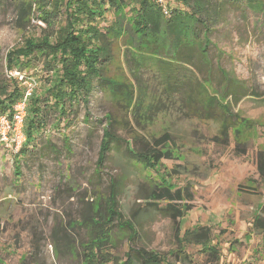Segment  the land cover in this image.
Returning <instances> with one entry per match:
<instances>
[{
	"label": "rangeland",
	"instance_id": "rangeland-1",
	"mask_svg": "<svg viewBox=\"0 0 264 264\" xmlns=\"http://www.w3.org/2000/svg\"><path fill=\"white\" fill-rule=\"evenodd\" d=\"M165 4L180 8L176 0ZM224 7L210 37L212 75L205 87L236 116L234 123L227 121L228 136L220 134L218 118L162 113L145 130H137L128 117L131 132L116 126L105 165L96 174L104 116L113 112L117 122H124V109L94 88L87 105L67 104V120H59L43 98L44 126L26 153L12 154L0 146V264H126L128 226L136 231L133 248L149 251L160 260L156 264H264V0ZM16 17L13 1L0 0V83L10 76L5 67L8 50L45 28L35 14L23 31ZM111 19L108 15L101 26ZM147 63L141 76L152 88L158 67ZM122 73L129 77L121 60L110 74L120 78ZM23 74L35 79L34 94L42 96L50 75L43 58ZM165 132L172 136L166 146L170 160L133 162L127 155L125 143L131 137L134 148L141 150L152 145L151 137ZM114 180L121 182L117 206L121 219L98 231V256L84 261L86 252L81 248L57 250L52 232L63 226L60 235L73 234L77 243L86 241L88 229L70 231L66 224L80 219L87 207L93 212L96 204L102 213V199ZM155 186L184 191L178 204L183 216L164 215L159 210L166 206L163 202L148 205ZM197 228L209 230V240L186 242L185 232Z\"/></svg>",
	"mask_w": 264,
	"mask_h": 264
},
{
	"label": "trees",
	"instance_id": "trees-1",
	"mask_svg": "<svg viewBox=\"0 0 264 264\" xmlns=\"http://www.w3.org/2000/svg\"><path fill=\"white\" fill-rule=\"evenodd\" d=\"M12 1L19 29L24 31L28 20L35 14L45 28L40 30L39 35L24 36L21 44L8 50L5 57L7 72L23 74L35 60L42 58L44 70L50 72L44 82L43 95L33 93L28 100L24 124L26 142L19 153H26V147L44 126L40 106L43 98L49 100L59 120H67L68 107L79 101L87 105L94 88L102 92L113 106L124 109L126 119L129 117L137 130H145L159 114L181 112L197 119H220V134L228 136L227 121L235 120L236 116L207 93L205 83L212 75L208 50L210 37L219 25L224 6H237L244 0H176L180 8L176 4H165L167 15L163 14L155 0ZM122 9H127V12L118 14ZM108 15L112 19L101 26ZM119 42L121 45L118 47ZM121 60L129 77L124 73L120 78L110 74L111 67ZM148 61H153L158 67L157 73L153 74L152 88L141 76ZM200 66L204 69L201 70ZM217 71L222 74L220 69L217 68ZM23 93V83L14 77L9 76L0 83V115L10 114ZM116 117L113 112L104 116L96 174H100L105 165L115 140L116 126L121 124L125 131L131 132L129 119L124 122L118 119L120 122H117ZM151 141L152 145L145 144L141 150H136L132 145L135 138L131 137V142L125 143V151L133 162L151 160L156 164L162 159L172 158L166 150L172 141L170 133L151 137ZM258 168L261 169V163ZM120 189L121 182L111 181L109 192L102 199V213L96 204L93 212L87 207L80 219L67 222V230L88 229L86 241L77 243L73 234L60 235L65 230L64 226L53 230L52 241L57 250L59 247L63 253H68L81 248L86 252L84 261L98 256L101 251L98 231H102L103 227L105 229L106 223L114 219L119 223L118 219H121L117 211ZM149 199L152 201L148 203L150 206L161 202L166 204L159 209L164 215L172 219L183 216L178 204L184 199V191L155 186ZM255 221L259 223L258 218ZM128 229L127 242L130 246L125 254V263H158L160 260L149 251L133 248L131 244L136 238V231L130 226ZM209 237V230L197 228L195 231L187 230L184 240L204 243Z\"/></svg>",
	"mask_w": 264,
	"mask_h": 264
},
{
	"label": "built area",
	"instance_id": "built-area-1",
	"mask_svg": "<svg viewBox=\"0 0 264 264\" xmlns=\"http://www.w3.org/2000/svg\"><path fill=\"white\" fill-rule=\"evenodd\" d=\"M167 15L168 10L164 0H155ZM9 75L23 83L24 93L22 98L14 104L10 114L0 115V146L12 154H18L26 142L24 134V124L29 98L33 95L36 88V81L32 77H26L17 71L10 72Z\"/></svg>",
	"mask_w": 264,
	"mask_h": 264
}]
</instances>
